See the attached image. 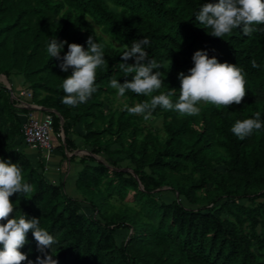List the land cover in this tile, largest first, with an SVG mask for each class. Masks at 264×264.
Wrapping results in <instances>:
<instances>
[{"label": "trees", "instance_id": "1", "mask_svg": "<svg viewBox=\"0 0 264 264\" xmlns=\"http://www.w3.org/2000/svg\"><path fill=\"white\" fill-rule=\"evenodd\" d=\"M207 2L213 0H0V75L20 77L31 103L56 112L52 134L62 159L64 150L77 148L72 135L89 152L69 156L80 164L76 196L61 180L47 179L41 158L33 163L18 148L19 114L27 110L13 105L0 82V159L17 163L34 187L27 199L10 198L12 215L40 219L59 240L58 264H264V128L244 140L231 131L257 111L264 122V25H254L251 36L235 29L213 37L195 20ZM89 36L105 45L107 63L97 70L91 98L67 106L62 82L71 69H60L47 43L55 37L86 49ZM144 37L148 58L163 65L164 85L153 95L169 87L178 98V73L188 74L197 50L242 67L247 95L228 108L201 104L197 116L157 107L152 117L161 118L160 128L143 125L142 116L113 106L117 90L110 79L131 80L120 68L121 55L125 44ZM66 52L67 44L61 56ZM123 98L129 107L150 100L130 90ZM162 190L174 197L161 199ZM21 251L33 264L42 256L31 232Z\"/></svg>", "mask_w": 264, "mask_h": 264}, {"label": "clouds", "instance_id": "2", "mask_svg": "<svg viewBox=\"0 0 264 264\" xmlns=\"http://www.w3.org/2000/svg\"><path fill=\"white\" fill-rule=\"evenodd\" d=\"M195 20L205 29H211L210 35L213 37L223 38L235 29L242 30L244 36H251L256 31L254 25H264V0H213L202 4ZM86 43V49L84 45L58 41L55 37L47 43V54L60 61V69L65 73L71 69V74L62 82L65 93L62 103L67 106L76 107L91 98L97 91V70L107 63L104 44L96 42L93 36H89ZM149 43L148 38L144 37L133 40L130 48L125 44L121 55L124 62L120 63V68L132 78L124 83L115 78L110 79V87L117 90L120 97L127 90L150 97V100L131 107L124 105V110L130 115H140L147 121L152 118L154 110L160 107L175 111L180 116H197L201 112V104L228 108L233 104H241L247 95V74L243 68L237 64L221 63L215 56L210 58L204 50H197L193 54L194 66L188 70V74L178 73L180 88L177 99L173 100L177 94L175 88L168 87L166 92L153 95L164 85V78L159 70L163 65L148 58L144 46ZM65 44L67 52L61 56ZM129 59H134L135 63L129 65ZM250 63L253 68L260 67L254 59ZM262 128L264 122L257 111L254 118L237 120L231 131L244 140ZM33 191L34 187L25 182L17 163L0 159V264H23L25 261L33 264L28 255L21 251L28 243L29 232L36 241L37 251L42 254L37 256L36 264H58L53 257L56 255L54 245L59 244V240L40 226V219L28 218L26 214L18 217L12 215L16 208L10 198L20 194L27 199V195Z\"/></svg>", "mask_w": 264, "mask_h": 264}, {"label": "built area", "instance_id": "3", "mask_svg": "<svg viewBox=\"0 0 264 264\" xmlns=\"http://www.w3.org/2000/svg\"><path fill=\"white\" fill-rule=\"evenodd\" d=\"M9 92V98L16 108L27 110L23 112V121L20 124V138L24 145L36 150L44 165V171H47V163L54 151L52 143V114L45 111L42 117H36L34 110H40L42 107L30 102L31 93L22 86L13 90L11 84H3ZM58 170V168H56Z\"/></svg>", "mask_w": 264, "mask_h": 264}, {"label": "crops", "instance_id": "4", "mask_svg": "<svg viewBox=\"0 0 264 264\" xmlns=\"http://www.w3.org/2000/svg\"><path fill=\"white\" fill-rule=\"evenodd\" d=\"M18 77V76H17ZM21 80V78H19ZM7 80V79H6ZM8 81V80H7ZM14 83L10 80L9 82ZM22 84V82H20ZM15 85V83H14ZM45 108H41L40 110H34L33 114L36 117H42V114L47 111L44 110ZM21 122L23 121V115L22 113L19 114ZM61 137V134H59ZM62 139V138H61ZM77 147L78 144H76ZM18 148H22L25 154L28 156V158L31 160V162L35 163L39 159V153L36 150H33L26 145H24L22 142L19 144ZM77 149V148H76ZM65 159H62L60 153L54 148V151L51 155V158L49 159L48 163H52L53 166H55L54 169H50L49 166H47V171L45 172V175L47 179H49L51 182L57 183V181L61 180L64 184L65 191L69 190L70 192L74 189V178L76 172L80 169L77 164V158H75L73 161H69V156L73 153H69L66 150H64ZM74 155V154H73ZM49 165V164H48ZM58 168V170H56ZM71 173V174H70ZM73 174V176H72ZM69 176H72V180L69 181ZM66 181L69 183L67 187H65Z\"/></svg>", "mask_w": 264, "mask_h": 264}, {"label": "rangeland", "instance_id": "5", "mask_svg": "<svg viewBox=\"0 0 264 264\" xmlns=\"http://www.w3.org/2000/svg\"><path fill=\"white\" fill-rule=\"evenodd\" d=\"M95 30H96L97 33H101L100 30L97 27H95ZM102 35H103V37L105 39L111 41L114 46H118L115 42H113L112 40H110L108 38V36H106L104 34H102ZM19 78L20 77H16V76L15 77H12L11 81L15 83V85H14V83H11V87L13 88V90H17V89L21 88L22 86H24L23 84L20 83V82H22V80H20ZM0 82L2 84H6V83H9L10 81H7L4 76L0 75ZM124 105H126L125 99L123 97L118 96L117 93H116V95H115V101L113 103V106L114 107L122 108V107H124ZM160 123H161V118L160 117H152L151 119H149L147 121L144 120L143 125H149L153 129H159L160 128ZM75 130L80 131V128L76 127ZM51 137H52V143L55 146V144H56V142H55L56 138H55V140L53 139V134L51 135ZM71 137H73L75 139V142H76V144H78L79 147H77V149H75L73 151H69V153H73L75 156H77V158H79L80 156L89 154V152L87 150H85V149L82 148L81 144L79 143L80 141H79L78 137H76V135H72ZM95 158L98 159V160H100V161H104L103 158L100 155H95ZM125 164H126V161H122L121 162L122 169H127L128 170V168H126V165ZM76 165L79 166V163L77 162ZM47 166H49L50 169H54L55 168V166H53L51 162L50 163H47ZM72 176H73V174H72ZM72 176H69V181L72 180ZM68 184L69 183L66 181L65 187H67ZM67 193H69L71 195L73 194V195L76 196V194H74L73 191L70 192L69 190H67ZM160 197H161V199H163L165 201H170L174 197V194L171 193V192H167L165 190H162V192L160 194ZM118 232L119 233H118V236L117 237H118V239H120L122 237V235L124 234L125 231L124 230L123 231L120 230Z\"/></svg>", "mask_w": 264, "mask_h": 264}, {"label": "water", "instance_id": "6", "mask_svg": "<svg viewBox=\"0 0 264 264\" xmlns=\"http://www.w3.org/2000/svg\"><path fill=\"white\" fill-rule=\"evenodd\" d=\"M44 110H47L49 112H53L56 114V112L52 109H44ZM59 123H60V126H62V118L60 116H59ZM60 134H61V138L63 139L62 129H60ZM122 170H127V169H122ZM127 171H130V169H128Z\"/></svg>", "mask_w": 264, "mask_h": 264}]
</instances>
